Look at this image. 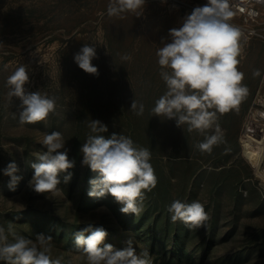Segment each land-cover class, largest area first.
Listing matches in <instances>:
<instances>
[{
    "label": "rangeland",
    "instance_id": "obj_1",
    "mask_svg": "<svg viewBox=\"0 0 264 264\" xmlns=\"http://www.w3.org/2000/svg\"><path fill=\"white\" fill-rule=\"evenodd\" d=\"M109 2L0 0V226L9 241L12 233L34 243L38 235L51 236L52 258L62 264H88L75 247V233L89 225L103 227L105 243L116 249L132 240L138 255L148 253L150 264H264V147L244 136L252 110L264 112V16L240 30L237 67L247 95L238 108L218 113L213 127L201 134L151 112L167 90L156 52L162 42H171L168 33L179 27V12L146 0L139 17L130 12L109 17ZM257 30L261 37L253 34ZM84 44L96 47L92 63L99 75L74 62ZM21 66L29 75L28 91L56 98L55 112L44 121L20 124V100L8 97V78ZM257 69L260 76L253 75ZM133 99L144 104L143 115L130 110ZM91 120L107 126L101 133L106 139L123 134L151 152L158 182L131 219L110 194L88 195L89 181L99 176L82 164L80 152ZM217 124L223 141L211 154L202 153L196 145L214 134ZM53 131L62 133L75 165L60 174L58 191L36 193L29 186L31 164L46 151L43 138ZM13 161L22 179L10 190L2 170ZM174 200L199 201L209 219L196 229L173 223L167 209Z\"/></svg>",
    "mask_w": 264,
    "mask_h": 264
},
{
    "label": "clouds",
    "instance_id": "obj_2",
    "mask_svg": "<svg viewBox=\"0 0 264 264\" xmlns=\"http://www.w3.org/2000/svg\"><path fill=\"white\" fill-rule=\"evenodd\" d=\"M145 4L146 0H110L107 14L121 17L130 12L139 17ZM232 16L228 0H208L186 15L181 27L169 30L171 42H162L163 46L156 52L167 90L155 101L151 109L153 116L174 119L177 127L186 124L189 132L196 130L204 134L213 127L218 113L223 115L238 108L248 88L242 84L244 74L237 67L241 31L228 22ZM96 58V47L90 44H84L74 54L78 67L93 75H99L92 63ZM122 59L130 60L131 57L124 55ZM253 75L260 76V70H254ZM28 82L29 75L23 66L7 81L10 101L14 97L20 100V124L44 121L56 107L55 97L39 90L28 91L25 87ZM130 110L141 116L145 106L133 99ZM88 127L91 134L80 149L82 164L99 174L98 179L89 181L92 185L89 197L110 194L122 205L121 213L139 215L145 192L152 191L158 182L150 163V150L138 147L131 137L123 134L113 133L106 139L101 133L108 128L99 120H91ZM222 141L223 134L217 124L215 133L206 135L196 147L202 153L211 154L213 147ZM65 142L59 131L44 136L42 145L46 151L39 155L38 162L31 164L34 174L29 186L36 193L58 191L60 174L74 167L75 161L69 159ZM2 171L10 177V190H15L22 179L17 175L18 165L10 162ZM70 179L71 173H68L64 182ZM167 211L173 223L180 221L191 229L203 227L209 219L199 201L174 200ZM8 232H12L11 225ZM12 235L14 240L9 241L5 228L0 226V261L4 264H62L61 258H52L51 236L38 235L34 243L23 236ZM107 236L103 227L89 225L75 233V247L86 255L88 264H150L148 253L138 255L132 240L127 241L126 247L116 249L105 243Z\"/></svg>",
    "mask_w": 264,
    "mask_h": 264
},
{
    "label": "built area",
    "instance_id": "obj_3",
    "mask_svg": "<svg viewBox=\"0 0 264 264\" xmlns=\"http://www.w3.org/2000/svg\"><path fill=\"white\" fill-rule=\"evenodd\" d=\"M166 4L172 5L180 14L179 27L182 26L183 18L190 14L195 7L202 4L196 0H160ZM208 2V0H207ZM229 9L233 12V16L229 19V23L243 30L244 27L253 23H257L264 16V0H228ZM234 20H237L234 22ZM178 27V28H179ZM261 30L253 31L258 37H261ZM264 39V37H261Z\"/></svg>",
    "mask_w": 264,
    "mask_h": 264
},
{
    "label": "bare ground",
    "instance_id": "obj_4",
    "mask_svg": "<svg viewBox=\"0 0 264 264\" xmlns=\"http://www.w3.org/2000/svg\"><path fill=\"white\" fill-rule=\"evenodd\" d=\"M263 122H264V112H259L258 110H252V113L250 114V117L248 121L246 122L245 129H244V136L246 140L249 141V143L256 144L257 146H260V147H264V124ZM261 164H262V161L260 163V168H261Z\"/></svg>",
    "mask_w": 264,
    "mask_h": 264
},
{
    "label": "trees",
    "instance_id": "obj_5",
    "mask_svg": "<svg viewBox=\"0 0 264 264\" xmlns=\"http://www.w3.org/2000/svg\"><path fill=\"white\" fill-rule=\"evenodd\" d=\"M132 218V214L131 213H129L128 215H127V219H131ZM53 230V229H52Z\"/></svg>",
    "mask_w": 264,
    "mask_h": 264
}]
</instances>
